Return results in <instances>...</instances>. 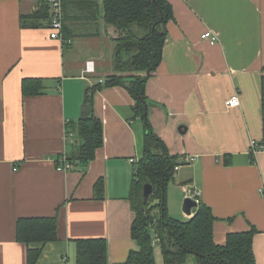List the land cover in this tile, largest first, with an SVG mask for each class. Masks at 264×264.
I'll list each match as a JSON object with an SVG mask.
<instances>
[{
    "label": "crops",
    "instance_id": "1",
    "mask_svg": "<svg viewBox=\"0 0 264 264\" xmlns=\"http://www.w3.org/2000/svg\"><path fill=\"white\" fill-rule=\"evenodd\" d=\"M166 1L173 17L160 64L144 85L147 120L176 157L172 181L183 198L184 187L198 189L211 209L215 244L254 229V260L264 264V151L251 153L252 142L264 146V0ZM68 10L72 43L62 45L49 38L46 24L22 26L32 4L0 0V264H27L28 247L16 238L20 219H55L57 239L43 246L36 264H76L78 240H102L107 264L139 250L129 194L144 132L125 88L93 93L103 128L94 159L57 170V158L77 148L75 129L66 130L80 118L86 90L115 75L108 41L115 32L100 6L96 21ZM207 31L217 43L201 38ZM87 61L92 74L84 72ZM23 79L40 80V93L24 95ZM234 95L239 107H226ZM188 157L195 161L184 164ZM181 212V221L190 218ZM152 245L155 264H164L154 234ZM184 264L197 263L190 255Z\"/></svg>",
    "mask_w": 264,
    "mask_h": 264
},
{
    "label": "trees",
    "instance_id": "2",
    "mask_svg": "<svg viewBox=\"0 0 264 264\" xmlns=\"http://www.w3.org/2000/svg\"><path fill=\"white\" fill-rule=\"evenodd\" d=\"M100 5L103 22L119 34L114 39L112 56L115 75L106 77L102 84L92 90H86L81 116L66 130L67 134L69 129H75L78 145L69 156H64L72 165H87L94 159L96 151L103 145V128L93 114V93L113 86L125 88L134 100V115L143 124L144 147L143 156L132 176L129 194L131 209L135 214L130 232L139 250L130 252L122 264H155L153 234L161 247L164 264H184L190 255L195 257L197 264H256L252 251L254 229L230 233L223 245H217L213 241L215 217L202 201L199 200L193 216L185 221L170 218L166 211L165 189L173 180L178 162L176 157L169 155L149 125L144 85L147 76L155 71L161 61L166 24L173 17L170 4L166 0H65L63 37L70 39L67 35L70 21L68 7L88 14L92 16L91 20L96 21ZM25 20L23 27L38 28L47 24L48 14L43 7L22 18V21ZM40 90V80H22L21 91L24 95H34ZM60 157L57 158V165ZM145 184L152 186V194L146 200L143 197ZM101 187L102 183L97 182L95 191L99 197ZM16 238L28 247L27 264H36L43 246L57 239L55 219H20ZM76 264H107L105 243L102 240L76 241Z\"/></svg>",
    "mask_w": 264,
    "mask_h": 264
},
{
    "label": "built area",
    "instance_id": "3",
    "mask_svg": "<svg viewBox=\"0 0 264 264\" xmlns=\"http://www.w3.org/2000/svg\"><path fill=\"white\" fill-rule=\"evenodd\" d=\"M32 4L33 11H38L41 8H45L48 14L47 30L49 33V38L59 41L62 45H71V39H65L63 37V21H64V11L63 4L65 0H25ZM202 39L208 41L210 44H215L218 41L216 35L207 31L202 34ZM84 72L86 74L94 73V63L93 61H87L84 67ZM228 108H237L240 105L239 98L237 96L230 97L225 102ZM259 151H264V146H258L255 142L251 143V153L256 155ZM195 161V157H188L185 159L184 164H192ZM137 160L130 159V163L135 164ZM73 168V165L67 162L66 157L61 155L58 161L57 170L59 171H69ZM177 167L174 171H177ZM261 191H264L261 190ZM185 198H190L196 203L199 202L200 191L195 188L184 187ZM155 235V234H154ZM156 237V236H155Z\"/></svg>",
    "mask_w": 264,
    "mask_h": 264
},
{
    "label": "rangeland",
    "instance_id": "4",
    "mask_svg": "<svg viewBox=\"0 0 264 264\" xmlns=\"http://www.w3.org/2000/svg\"><path fill=\"white\" fill-rule=\"evenodd\" d=\"M100 10L102 12L101 5H100ZM114 32L115 34L112 36L110 40H108L110 43L111 41L113 42L114 39L117 38L119 35L117 31L114 30ZM113 46H115V43L113 44ZM76 47H77L78 55L83 57L85 55L84 50L80 48L79 44H77ZM113 52H114V47L111 53L112 54L111 57L113 56ZM164 197H165L166 211H167L168 216L173 217L174 220L181 221L182 220L181 219V213H182L181 208H182V202L184 198H183V195L180 193V190L174 184L173 181L169 182V184L167 185L165 189ZM155 213H158V210H155Z\"/></svg>",
    "mask_w": 264,
    "mask_h": 264
},
{
    "label": "water",
    "instance_id": "5",
    "mask_svg": "<svg viewBox=\"0 0 264 264\" xmlns=\"http://www.w3.org/2000/svg\"><path fill=\"white\" fill-rule=\"evenodd\" d=\"M149 74V73H147ZM152 194V186L145 184L143 186V197L146 200ZM197 203L190 198H185L182 204V211L187 217H192V210L196 209Z\"/></svg>",
    "mask_w": 264,
    "mask_h": 264
}]
</instances>
